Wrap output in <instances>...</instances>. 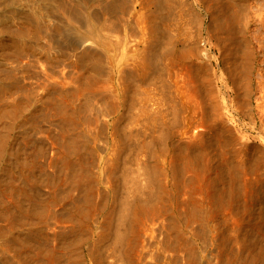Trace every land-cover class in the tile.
I'll list each match as a JSON object with an SVG mask.
<instances>
[{
    "label": "rangeland",
    "instance_id": "1",
    "mask_svg": "<svg viewBox=\"0 0 264 264\" xmlns=\"http://www.w3.org/2000/svg\"><path fill=\"white\" fill-rule=\"evenodd\" d=\"M48 1L0 0V264H223L232 234L249 262L247 234L264 239V208L250 197L264 175V116L243 101V87L242 107L225 108L233 96L222 76L244 66L220 60L202 3L161 0L158 19L146 0ZM254 49L256 88L264 49Z\"/></svg>",
    "mask_w": 264,
    "mask_h": 264
},
{
    "label": "bare ground",
    "instance_id": "2",
    "mask_svg": "<svg viewBox=\"0 0 264 264\" xmlns=\"http://www.w3.org/2000/svg\"><path fill=\"white\" fill-rule=\"evenodd\" d=\"M24 1V0H23ZM43 1V0H42ZM52 1V0H51ZM82 1V0H81ZM126 1V0H125ZM144 1V0H143ZM148 3L150 2V3H155L156 5H157V10L155 11L156 12V14H157V18L159 19V18H163V17H166V15H165V9H164V4L161 2V0H146ZM168 1H170V0H168ZM200 1V3H202V5L204 6V8H205V10H206V13L209 15V19H210V30H215V31H213L212 32V34L210 33L209 34V41L213 44V46L214 47H216L219 51H220V54H221V56H220V60L222 59V61L223 60H226V59H231V61H233L235 64L238 62L237 60L238 59H241V63L243 64V73H240L239 71L237 72V73H235L233 70H227V72L224 74V76H222V77H224V82H225V87H227L228 88V86H229V89H228V93H229V95H230V97L231 96H233V98H230L229 100H225L224 101V106H225V108H227L228 110H231V109H234V110H238L239 109V106H240V104H239V102H238V100H239V98L241 97V95H240V89H242V87L244 88V97H245V99L243 100L244 102H246V101H249L250 102V104H254V106H253V109H256V110H258L259 112H261V115L262 116H264V74H260L259 73V76H258V79H257V86H256V88H255V86H254V82H252V80H251V78H253L252 77V70H253V62H255V55H254V53H255V49L254 48H258V49H260V50H263L264 49V37H262V36H264V34H262V36H261V32H259V30L261 29V30H263V33H264V0H253V4H254V6L256 7V8H253V4H252V1L251 0H199ZM9 2V1H8ZM33 2V1H32ZM48 2H50V0L48 1ZM68 2V1H67ZM66 2V3H67ZM70 2V1H69ZM99 2V1H98ZM118 2V1H117ZM172 1H170V3H171ZM180 2V1H179ZM35 3V2H34ZM77 3V2H76ZM84 3H85V1H84ZM112 3V2H111ZM176 3H177V1H176ZM188 3V2H187ZM48 4H50V3H48ZM47 4V5H48ZM120 4V3H119ZM122 4V3H121ZM178 4V3H177ZM184 4V3H183ZM1 5V4H0ZM4 5H5V3H4ZM7 5H9V4H7ZM45 5V4H44ZM46 5V6H47ZM6 6V5H5ZM10 6V5H9ZM13 6V5H12ZM86 6V5H85ZM112 6V5H111ZM174 6H176V5H174ZM184 6V5H183ZM22 7V6H21ZM33 7H35V6H33ZM48 7H49V5H48ZM53 7V6H52ZM51 6H50V8H52ZM122 7V6H121ZM127 7V6H126ZM25 8V7H24ZM49 8V9H50ZM109 8V7H108ZM175 8V7H174ZM188 8V7H187ZM11 9H13V8H11ZM27 9V8H26ZM53 10H54V8H52ZM120 9V8H119ZM125 9V8H124ZM25 10V9H24ZM23 10V11H24ZM73 10V9H72ZM75 10V9H74ZM79 10V9H78ZM121 10V9H120ZM3 11V10H2ZM52 11V10H51ZM122 11V10H121ZM15 12H16V9H15ZM30 12H32V11H30ZM71 12H73V11H71ZM119 12V11H118ZM178 11H176L175 13H177ZM180 12V11H179ZM179 12H178V14H179ZM193 12V11H192ZM36 13V12H35ZM38 13V12H37ZM46 13V12H45ZM171 13V12H170ZM181 13V15H182V11L180 12ZM20 14V13H19ZM22 14V13H21ZM34 14V13H33ZM32 14V15H33ZM96 14V13H95ZM168 14H169V12H168ZM173 14V13H172ZM185 14V13H184ZM191 14V13H190ZM193 14V13H192ZM192 14H191V16H192ZM30 15H31V13H30ZM194 15V14H193ZM28 16V15H27ZM170 16H173V15H170ZM185 16V15H184ZM194 16H197V19H198V21L201 23V16H200V14L198 13V12H196V14L194 15ZM193 16V17H194ZM30 17V16H29ZM31 17H33V16H31ZM56 17V16H55ZM150 17V16H149ZM175 17V16H174ZM182 17V16H181ZM71 18V17H70ZM171 18H173V17H171ZM19 19V17L17 18V20ZM83 19H85V18H83ZM181 19V18H180ZM189 19V18H188ZM196 19V18H195ZM16 20V21H17ZM34 20V19H33ZM37 20H39V19H37ZM71 20V19H70ZM87 21H88V19H86ZM166 20H168V19H166ZM5 21H6V19H5ZM5 21H3V22H1V20H0V22L1 23H4ZM86 21V22H87ZM169 21V20H168ZM178 21H180V20H178ZM178 21H176V22H178ZM182 21V20H181ZM185 21V20H184ZM190 21V20H189ZM194 21V20H193ZM11 22V21H10ZM37 22V21H36ZM61 22V21H60ZM64 22H66V21H63L62 23H61V25L64 23ZM85 22V21H84ZM85 22V23H86ZM12 23V22H11ZM27 23V22H26ZM50 23V22H49ZM73 23V22H72ZM80 23V22H79ZM85 23H83V24H85ZM92 23V22H91ZM129 23V22H128ZM192 23V22H191ZM6 24V23H5ZM7 24H10V23H8L7 22ZM6 24V26H8ZM15 24V23H14ZM22 24H24V23H22ZM35 24V23H34ZM34 24H33V26H34ZM46 24V23H45ZM193 24V23H192ZM191 24V25H192ZM207 24V23H206ZM11 25V24H10ZM13 25V24H12ZM65 24H63V26H64ZM78 25V24H77ZM81 25V24H80ZM132 25V24H131ZM157 25V24H156ZM163 25V24H162ZM167 25V24H166ZM186 25V24H185ZM188 25H189V23H188ZM5 26V25H4ZM28 27L30 26L29 25V23H28V25H27ZM60 26V25H59ZM58 26V27H59ZM66 26V25H65ZM61 27V28H63L64 29V31L66 30V28L67 29H69L68 27ZM79 26V25H78ZM98 26V25H97ZM160 26V25H159ZM194 26V25H193ZM195 26H196V24H195ZM1 27V26H0ZM12 27V26H11ZM10 27V28H11ZM46 27V26H45ZM70 27V26H69ZM85 27V26H84ZM99 27V26H98ZM131 27V26H130ZM136 27V26H135ZM166 27V26H165ZM9 28V27H8ZM61 28H58V32H59V29L60 30H63V29H61ZM71 28V27H70ZM102 28V27H101ZM173 28H175V27H173ZM172 28V29H173ZM185 28V27H184ZM193 28V27H192ZM29 29V28H28ZM51 29V28H50ZM53 29V28H52ZM75 29V28H74ZM83 29V28H82ZM131 29V28H130ZM178 29V28H177ZM189 29V28H188ZM187 29V30H188ZM196 29V28H195ZM9 30V29H8ZM7 30V31H8ZM37 30V29H36ZM46 30V29H45ZM70 30V29H69ZM69 30H66L67 32L69 31ZM159 30V29H158ZM22 31V30H21ZM35 31V30H34ZM50 31V30H49ZM64 32V33H66V34H70V33H67V32ZM71 31H72V29H71ZM94 31V30H93ZM101 31V30H100ZM170 31V30H169ZM168 31V32H169ZM199 31V30H198ZM257 31L259 32V33H257ZM5 32V31H4ZM13 32H14V30H13ZM19 32V31H18ZM72 32H74V31H72ZM80 32V31H79ZM153 32V31H152ZM151 32V33H152ZM167 32V33H168ZM183 32V31H182ZM197 32V31H196ZM36 33V32H35ZM51 33V32H50ZM57 33V32H56ZM76 34H77V32H75ZM74 33V34H75ZM174 33V32H173ZM199 33V32H198ZM1 34V33H0ZM11 34V33H10ZM34 34V33H33ZM73 33H72V35H74ZM192 34V33H191ZM195 34V33H194ZM197 34V33H196ZM12 35H14V34H12ZM19 35V34H18ZM168 35V34H167ZM193 35V34H192ZM228 35V36H227ZM30 36V35H29ZM35 36H36V34H35ZM40 36V35H39ZM47 36V35H46ZM60 36V35H59ZM77 36H78V34H77ZM166 36V35H165ZM169 36V35H168ZM167 36V37H168ZM172 36H174V34L172 35ZM16 37V36H15ZM38 37V36H37ZM66 37V36H65ZM171 37V36H170ZM199 37H200V35H199ZM24 38V37H23ZM41 38V37H40ZM58 38H60V37H58ZM76 38V37H75ZM77 38H79V37H77ZM184 38V37H183ZM198 38V37H197ZM32 39V38H31ZM37 39V38H36ZM35 39V40H36ZM55 39V38H54ZM97 39V38H96ZM161 39V38H160ZM159 39V40H160ZM175 39V38H174ZM181 39V38H180ZM67 41H69L68 40V38L66 39ZM80 40H82L81 38H80ZM152 40V39H151ZM176 40V39H175ZM199 40V39H198ZM65 41V40H64ZM66 41V42H67ZM79 41V40H78ZM172 41V40H171ZM174 41V40H173ZM229 41H232L231 43H232V45H233V43H234V46H233V48L231 49L230 48V46H228V44L229 45H231V43L229 42ZM63 42V41H62ZM71 42H72V40H71ZM74 42V41H73ZM229 42V43H228ZM165 43V42H164ZM102 44V43H101ZM106 44V43H105ZM105 44H104V46H105ZM168 44V43H167ZM235 44H238V45H240V46H235ZM107 45V44H106ZM242 45V46H241ZM108 46V45H107ZM10 47V46H9ZM96 47V46H95ZM156 47H157V43L155 42V41H153L151 44H150V50H149V57H151L152 55H153V53L155 52V49H156ZM13 48V47H12ZM95 49V48H94ZM159 49V48H158ZM164 49V48H163ZM162 49V50H163ZM204 49V48H203ZM96 50V49H95ZM94 50V51H95ZM145 50V49H144ZM185 50H187V49H185ZM200 50V49H199ZM236 50H239V52H236V54H235V51ZM191 51V50H190ZM203 51V50H202ZM161 52V51H160ZM182 52H183V50H182ZM95 53V52H94ZM147 53V54H148ZM200 53V52H199ZM142 54V53H141ZM191 54V53H190ZM226 54V55H225ZM102 54H100V56H101ZM202 55V54H201ZM159 56V55H158ZM129 57H131V56H129ZM132 57H134V56H132ZM145 57V56H144ZM165 59V58H164ZM99 60V59H98ZM126 60V59H125ZM132 60V59H131ZM230 61V62H231ZM104 62V61H103ZM141 62V61H140ZM159 62V61H158ZM164 62V61H163ZM229 62V63H230ZM210 63V62H209ZM256 63H258V62H256ZM176 64V63H175ZM233 64V63H232ZM138 65V64H137ZM161 65V64H160ZM205 65V64H204ZM236 65H240V63L239 64H236ZM152 66V65H151ZM162 66V65H161ZM207 66V65H206ZM234 66V65H233ZM129 67V66H128ZM139 67V66H138ZM240 67V66H239ZM177 68V67H176ZM179 68V67H178ZM205 69V68H204ZM241 69V68H240ZM124 70V69H123ZM239 70V69H238ZM121 71V70H120ZM178 71V70H177ZM241 71V70H240ZM261 71V70H260ZM262 72V71H261ZM264 72V71H263ZM2 73V72H1ZM127 74V73H126ZM254 74V73H253ZM1 75V74H0ZM9 75V74H8ZM122 75V74H121ZM124 75V74H123ZM223 75V74H222ZM257 75V74H256ZM3 76V75H2ZM177 76V75H176ZM247 76V77H246ZM133 77V76H132ZM131 77V78H132ZM243 77H246V78H248L249 79V82H247L246 84L245 83H243L242 84V82H243V80H242V78ZM1 79H2V77H0ZM7 78H9V77H7ZM122 79V78H121ZM124 79V78H123ZM254 79V78H253ZM177 80V79H176ZM240 81H242L241 83H240ZM3 82V81H2ZM139 82H140V80H139ZM244 82H246L245 81V79H244ZM7 83V82H6ZM177 83V82H176ZM4 84V83H3ZM121 84H123V83H121ZM8 86V85H7ZM136 86H137V84H136ZM11 88V87H10ZM87 88V87H86ZM85 88V89H86ZM133 88V87H132ZM137 88V87H136ZM226 89V88H225ZM2 90V89H1ZM140 90V89H139ZM255 90H257L258 91V93H259V97H256V95H255V98H254V93L256 92ZM7 91V90H6ZM137 91V90H136ZM135 92V91H134ZM243 92V91H242ZM6 93V92H5ZM134 94H136V93H134ZM139 94H140V92H139ZM139 96V95H138ZM133 97V96H132ZM243 97V98H244ZM107 99V98H106ZM139 99V98H138ZM108 100H109V98H108ZM110 100H112V99H110ZM109 100V101H110ZM242 101V99H241V101L240 102H243ZM76 102V101H75ZM117 102V101H116ZM112 103H114V102H112ZM104 104V103H103ZM64 105V104H63ZM108 105V104H107ZM65 106V105H64ZM77 106V105H76ZM83 106V105H82ZM10 107V106H9ZM240 107H242V106H240ZM244 107V106H243ZM251 107V106H250ZM63 108V107H62ZM69 108V107H68ZM67 108V109H68ZM78 107H76V109H77ZM58 109H59V105H58ZM63 110V109H62ZM69 110V109H68ZM150 110V109H149ZM65 111V110H64ZM64 111H62V112H64ZM83 111V110H82ZM81 111V112H82ZM153 111V110H152ZM257 111V112H258ZM84 113V112H83ZM10 114V113H9ZM64 114H66V113H64ZM154 114V113H153ZM12 115V114H11ZM84 115V114H83ZM157 115V114H156ZM158 116V115H157ZM251 117H253V116H251ZM136 119V118H135ZM65 120V119H64ZM69 120V119H68ZM140 120V119H139ZM259 120H261V119H259ZM10 122V121H9ZM141 122V121H140ZM253 122V121H252ZM4 123V122H3ZM10 124V123H9ZM12 124V123H11ZM131 124H133V123H131ZM151 124V123H150ZM262 124H263V122H262ZM134 125V124H133ZM145 125V124H144ZM154 126V125H153ZM262 127V126H261ZM263 128H264V125H263ZM136 133H138V132H136ZM0 134H1V132H0ZM3 134V133H2ZM5 134V133H4ZM125 136V135H124ZM0 137H2V136H0ZM229 137V136H228ZM258 137V136H257ZM3 138V137H2ZM82 141V140H81ZM132 141V140H131ZM69 143V142H68ZM142 143V142H141ZM2 144V143H1ZM82 144V143H81ZM232 145V144H231ZM139 146V145H138ZM3 154V153H2ZM85 155V154H84ZM245 155V154H244ZM13 156V155H12ZM248 157V156H247ZM80 158V157H79ZM71 159V158H70ZM87 159V158H86ZM261 159V158H260ZM20 160V159H19ZM83 160V159H82ZM190 160V159H189ZM257 160H259V159H257ZM68 162V161H67ZM203 163V162H202ZM241 163V162H240ZM125 164V163H124ZM239 164V163H238ZM23 165V164H22ZM144 166V165H143ZM241 166H242V164H241ZM80 167H82V166H80ZM236 168H237V166H235ZM239 167V169H240V166H238ZM158 168V167H157ZM243 168V167H242ZM257 168V167H256ZM130 169V168H129ZM144 169V168H143ZM228 169H230V168H228ZM238 169V168H237ZM238 169V171H240ZM261 169V168H260ZM264 169V168H263ZM231 170V169H230ZM234 171H235V169H233ZM28 171V170H27ZM132 171V170H131ZM151 171H153V170H150V172H149V174L150 173H153V172H151ZM156 171H157V169H156ZM246 171V170H245ZM71 172V171H70ZM88 172V171H87ZM115 172V171H114ZM143 172H144V170H143ZM146 172V171H145ZM159 172V175H160V171H158ZM261 172H262V170H261ZM261 172H260V174L259 175H257V176H255V178H253L252 179V183L254 184V185H257V188H256V192H255V190L253 191L252 190V193L250 194V197L252 198V199H254L256 202L257 201H260V203L263 205V207L262 208H264V175L263 174H261ZM155 173V172H154ZM90 174V173H89ZM233 174V173H232ZM238 173H237V170H236V175H237ZM241 174V173H240ZM239 174V176L241 177V175ZM146 175V174H145ZM158 175V176H159ZM143 176H144V174H143ZM153 176H155V175H153ZM156 177H157V175H156ZM85 179H86V177H84ZM139 178V177H138ZM244 178V177H243ZM51 180V179H50ZM56 180V179H55ZM149 180H150V178H149ZM176 180V179H175ZM59 181V180H58ZM57 181V182H58ZM83 181V180H82ZM94 181V180H93ZM140 181V180H139ZM39 182V181H38ZM49 182V181H48ZM53 182V181H52ZM92 182V181H91ZM142 182V181H141ZM243 182V181H242ZM241 182V183H242ZM93 183V182H92ZM238 183V182H237ZM43 184V183H42ZM41 184V185H42ZM88 184V183H87ZM142 184V183H141ZM47 185V184H46ZM90 185H91V183H90ZM140 185V184H139ZM147 186H149V185H147ZM147 186H145V184H144V187L146 188ZM161 186V185H160ZM233 186V185H232ZM232 186H230V188L228 189V191H229V193H227V191L226 190H223V191H226V193L225 194H220L221 196L223 195L224 197H225V203H226V201H229V199H230V196H229V194H230V192H231V190H232ZM236 186H238L237 184H236ZM235 186V187H236ZM143 187V188H144ZM163 187V186H162ZM228 187V186H227ZM30 188V187H29ZM130 188V187H129ZM155 187H153L152 188V190L154 189ZM233 188H234V186H233ZM238 189H239V187H237ZM5 189V188H4ZM35 189V188H34ZM41 189V188H40ZM61 189H62V187H61ZM97 189H98V187H97ZM133 189V188H132ZM142 189V188H141ZM162 189V188H161ZM235 189V188H234ZM37 190V189H36ZM95 190V189H94ZM129 190H131V189H129ZM135 190V189H134ZM139 190V189H138ZM146 190V189H145ZM147 190H149V192H150V190L151 189H148L147 188ZM146 190V191H147ZM152 190H151V192H152ZM222 190V189H221ZM142 191V193H143V190H141ZM220 191V190H219ZM233 191V190H232ZM239 191V190H238ZM242 191V192H241ZM241 193H243L244 191H243V189H241ZM246 191V190H245ZM137 192V191H136ZM148 192V193H149ZM234 192V191H233ZM236 192H237V190H236ZM236 192L234 193V194H236ZM74 193V192H73ZM101 193V192H100ZM107 193V192H106ZM105 193V194H106ZM125 193V192H124ZM138 193V192H137ZM141 193V192H140ZM139 193V194H140ZM146 193V192H145ZM144 193V194H145ZM147 193V194H148ZM153 193V192H152ZM152 193L149 195L151 198H152V200H153V197L151 196L152 195ZM218 193V192H217ZM222 193V192H221ZM224 193V192H223ZM245 193V192H244ZM77 194V193H76ZM96 194H97V192H96ZM99 194V193H98ZM102 194V193H101ZM131 194V193H130ZM136 194V193H135ZM146 194V195H147ZM239 194V193H238ZM36 195V194H35ZM55 195V194H54ZM100 195V194H99ZM121 195H122V193H121ZM121 195H120V197H121ZM134 195V194H133ZM160 195V194H159ZM218 195V194H217ZM226 195V196H225ZM49 196V195H48ZM56 196V195H55ZM65 196V195H64ZM63 196V197H64ZM78 196V195H77ZM76 196V197H77ZM85 196V195H84ZM88 195H86V197H87ZM103 195H101V197H102ZM136 196H137V194H136ZM229 196V199H226V197H228ZM236 195H234L233 197H235ZM39 197V196H38ZM37 197V198H38ZM57 197V196H56ZM55 197V198H56ZM96 197V196H95ZM104 197V196H103ZM129 197V196H128ZM133 197V196H132ZM148 197V196H147ZM150 197H148L149 199H150ZM80 198V197H79ZM91 198V197H90ZM141 197H139V199H140ZM156 198V197H155ZM217 198H219V197H217ZM43 199V198H42ZM59 199V198H58ZM64 199V198H63ZM93 199V198H92ZM98 199V198H97ZM166 199V198H165ZM33 200V199H32ZM70 200V199H69ZM73 200H75V199H73ZM140 200H144V198L142 199H140ZM139 200V201H140ZM159 200V199H158ZM222 200V199H221ZM70 201H72V200H70ZM78 201V200H77ZM101 201V200H100ZM127 201V200H126ZM131 201V200H130ZM145 201H146V199H145ZM218 201H219V199H218ZM223 201V202H224ZM36 202V201H35ZM52 202V201H51ZM72 202H74V201H72ZM143 202V201H142ZM223 202H221L222 204H223ZM75 203V202H74ZM91 203V202H90ZM223 204L224 205V207H225V209L227 208L228 209V206L226 205V204ZM228 203V202H227ZM27 204V203H26ZM37 204V203H36ZM94 204V203H93ZM101 204V203H100ZM103 204V203H102ZM121 204V203H120ZM141 204V203H140ZM187 204V203H186ZM86 205V204H85ZM127 206V205H126ZM227 206V207H226ZM20 207V206H19ZM189 207V206H188ZM256 207H260L259 205H256ZM21 208H23L24 209V206H21ZM48 208H50V207H48ZM81 208V207H80ZM82 208H84V207H82ZM86 208V207H85ZM102 208V207H101ZM128 208V207H127ZM160 208V207H159ZM20 209V208H19ZM30 210L29 211H31L32 210V208H29ZM38 209V208H37ZM100 209V208H99ZM98 209V210H99ZM103 209V208H102ZM144 209V208H143ZM156 209V208H155ZM194 209V208H193ZM245 209H247L246 211H249L250 210V208L249 207H246ZM12 210V209H11ZM15 210V209H14ZM17 210H18V208H17ZM22 210V209H21ZM49 210V209H48ZM77 210V209H76ZM79 210V209H78ZM77 210V211H78ZM83 210V209H82ZM130 210V209H129ZM161 210V209H160ZM164 210V209H163ZM192 210V209H191ZM262 210H264V209H262ZM23 211L24 210H22V212L21 213H23ZM36 211H38V210H36ZM40 211V210H39ZM124 211V210H123ZM126 211H128L127 209L125 210V212ZM193 211V210H192ZM199 211V210H198ZM251 211H252V209H251ZM260 211V210H259ZM14 212V211H13ZM12 212V214H10V215H14L15 214V212H16V210H15V212L13 213ZM26 212V211H25ZM34 212V211H33ZM44 212H46V211H44ZM49 212V211H48ZM67 212V211H66ZM69 212V211H68ZM129 212V211H128ZM127 212V213H128ZM154 212V211H153ZM162 212V211H161ZM225 212H227L226 210H224V214H225ZM6 213V212H5ZM17 214H18V212H16ZM30 213V212H29ZM28 213V214H29ZM31 213H32V211H31ZM50 213V212H49ZM122 213H124V212H122ZM130 213V212H129ZM128 213V214H129ZM166 213V212H165ZM188 213V212H187ZM191 213V212H190ZM196 213V212H195ZM260 213H261V211H260ZM63 214V213H62ZM80 214V213H79ZM98 214V213H97ZM128 214H126V216L128 215ZM138 214V213H137ZM194 214V213H193ZM198 214V213H197ZM204 214V213H203ZM202 214V215H203ZM19 215V214H18ZM23 215V214H22ZM31 215H33V218H34V216H35V218L38 216H36V213L35 214H31ZM52 215V214H51ZM55 215V214H54ZM57 215V214H56ZM86 215H88V214H86ZM130 215H131V213H130ZM149 215H151V214H149ZM165 215V214H164ZM164 215H162V216H164ZM199 215H201V214H199ZM198 215V216H199ZM202 215H201V217H202ZM26 216V215H25ZM25 216H22L23 218L25 217ZM70 216V215H69ZM123 216H124V214H123ZM132 216H134V215H132ZM153 216V215H152ZM18 217V216H17ZM27 217V216H26ZM25 217V218H26ZM53 217V216H52ZM125 217V216H124ZM123 217V218H124ZM128 217V216H127ZM127 217H125V219H123V221H125L126 220V218ZM161 217V216H160ZM20 218V217H19ZM28 218H31V217H28ZM50 218V217H49ZM121 218V217H120ZM16 218L13 216V220H11V222L12 221H14ZM91 219V218H90ZM156 219V218H155ZM202 219V218H201ZM204 219V218H203ZM226 219H227V217H226ZM26 221H27V218L25 219ZM73 220V219H72ZM10 221V220H9ZM51 221V220H50ZM91 221V220H90ZM97 221V220H96ZM95 221V222H96ZM122 221V222H123ZM228 221V220H227ZM16 222V221H15ZM76 222V221H75ZM202 222V221H201ZM223 222H224V220H223ZM222 222V223H223ZM23 223V222H22ZM25 223H27V222H25ZM35 223V222H34ZM48 223V222H47ZM128 223V222H127ZM225 223H226V221H225ZM12 224V223H11ZM32 224V223H31ZM73 224V223H72ZM105 224V223H104ZM124 224H126V221H125V223ZM19 225V224H18ZM17 225V226H18ZM26 225V224H25ZM123 225V224H122ZM198 225V224H197ZM19 226H21V225H19ZM104 226V225H103ZM116 226V225H115ZM124 226V225H123ZM238 226V225H237ZM119 227H121V226H119ZM2 228V227H1ZM13 228H14V226H13ZM101 228V227H100ZM114 229V228H113ZM118 229V228H117ZM204 229V228H203ZM227 230L226 228H223V230ZM238 229H239V227H238ZM246 229V228H245ZM36 230V229H35ZM224 230V231H225ZM241 230V229H240ZM37 231V230H36ZM66 231V230H65ZM117 231V230H116ZM121 231V230H120ZM229 231V230H228ZM235 231V230H234ZM236 231L238 232L239 230H237L236 229ZM258 231V230H257ZM33 232V231H32ZM62 232H64V230L62 231ZM83 232V231H82ZM124 232H125V230H124ZM227 232V231H226ZM250 231H248V233H249ZM259 232V231H258ZM29 233V232H28ZM67 233V232H66ZM65 233V234H66ZM77 233V232H76ZM121 233V232H120ZM30 234V233H29ZM31 234H33V233H31ZM30 234V235H31ZM73 234V233H72ZM245 234V233H244ZM263 235H264V231H263V233H262ZM36 235V234H35ZM39 235V234H38ZM74 235H75V232H74ZM121 235V234H120ZM166 235V234H165ZM229 235H230V233H229ZM248 235V236H247ZM246 236L249 238V249L248 250H251L253 253L251 254L252 255V257L250 256V254L249 255H247L248 256V258L249 257H251L250 258V260H249V262H248V259L246 258H244L245 256L243 255L244 253H243V251L241 250V248H239L238 247V245H239V242L240 241H238L237 239H238V236H236V235H233L232 234V237L233 236H235L234 238H229L228 236H226L225 237V240H224V248H223V251H222V253L221 254H223L222 256V258L223 259H221L220 261H222L223 260V264H264V239H259V234L257 235L256 234V232L254 233V234H252V233H250V234H247ZM18 236H19V234H18ZM34 236V235H33ZM37 236V235H36ZM35 236V237H36ZM66 236H68V234L66 235ZM65 236V237H66ZM70 236V235H69ZM69 236H68V238H69ZM110 236V235H109ZM29 236H27V238H28ZM64 236H63V238H65ZM166 237V236H165ZM231 237V236H230ZM242 237V236H241ZM14 238H17V237H14ZM20 238V237H19ZM18 238V239H19ZM29 238H31V236L29 237ZM47 238V237H46ZM77 238V237H76ZM81 238V237H80ZM85 238V237H84ZM117 238V237H116ZM243 238V237H242ZM246 238V237H245ZM8 239V238H7ZM70 239V238H69ZM69 239H66V240H68V241H70ZM87 239V238H86ZM118 239V238H117ZM235 239V240H234ZM1 240V239H0ZM5 240V239H4ZM35 240V239H34ZM63 240V239H62ZM176 240V239H175ZM232 240H234V242H233V244L230 242V241H232ZM9 241V240H8ZM8 241H6V242H8ZM11 241V240H10ZM18 241V240H17ZM74 241V243L76 242L75 240H73ZM179 241V240H178ZM242 241V240H241ZM2 242V241H1ZM12 242V241H11ZM67 242V241H66ZM110 242V241H109ZM118 242V241H117ZM121 242V241H120ZM245 242V244L246 243H248L247 242V238H246V241H244ZM9 243V242H8ZM15 243V242H14ZM68 243H70V242H68ZM6 244V243H5ZM10 244V243H9ZM8 244V245H9ZM17 244H18V242H17ZM19 244H20V242H19ZM67 244V243H66ZM119 244H121V243H119ZM71 245V244H70ZM110 245V244H109ZM112 245V244H111ZM152 245V244H151ZM241 245V244H240ZM4 246V245H3ZM10 246V245H9ZM13 246V245H12ZM23 246V245H22ZM59 246V245H58ZM67 246V245H66ZM65 246V247H66ZM107 246H108V244H107ZM140 246H141V244H140ZM247 246V245H246ZM246 246L244 247L245 249H246ZM40 247V246H39ZM38 247V248H39ZM47 247V246H46ZM117 247V246H116ZM248 247V246H247ZM13 248H16V247H13ZM26 248V247H25ZM113 248V247H112ZM136 248V247H135ZM197 248V247H196ZM244 248H242L243 250H244ZM251 248V249H250ZM5 249H7L6 247H5ZM19 249V248H18ZM20 249H21V247H20ZM45 249V248H44ZM115 249V248H114ZM10 250V249H9ZM16 250H17V248H16ZM22 250V249H21ZM21 250H19V251H21ZM35 251H36V249H34ZM67 250H68V248H67ZM118 250H119V248H118ZM138 250V249H137ZM196 250V249H195ZM247 250V249H246ZM245 250V251H246ZM23 251H24V246H23ZM22 251V252H23ZM26 251V250H25ZM30 251V250H29ZM62 251V250H61ZM69 251V250H68ZM77 251V250H76ZM96 251V250H95ZM113 251H115V250H113ZM190 251V250H189ZM242 251V252H241ZM244 251V252H245ZM2 252V251H1ZM0 252V255H2V254H4V253H6V252H2L1 253ZM18 252V251H17ZM16 252V253H17ZM27 252V251H26ZM72 252V251H71ZM71 252H70V254H71ZM120 252V251H119ZM135 252H137V251H135ZM139 252V251H138ZM151 252V251H150ZM150 252H148L149 254H150ZM248 253H249V251H247ZM23 253H25V252H23ZM35 253V252H34ZM37 253V252H36ZM50 255H51V253L52 252H48ZM66 253H67V251H66ZM18 254H20V252L18 253ZM28 254H29V252H28ZM61 254H62V252H61ZM68 254V253H67ZM79 254V253H78ZM78 254H76V255H78ZM121 254V253H120ZM133 254V253H132ZM153 254V253H152ZM194 254V253H193ZM247 254V253H246ZM245 254V255H246ZM5 255H7V253L5 254ZM4 255V258L3 259H5L6 258V256ZM17 255V254H16ZM24 255V254H23ZM37 255V254H36ZM39 255H41V254H39ZM38 255V256H39ZM53 255H55V257L57 256L56 255V253L55 254H53ZM94 255V254H93ZM136 255V254H135ZM144 255V254H143ZM151 255V254H150ZM154 255H156V254H154ZM13 256V255H12ZM17 256H19V255H17ZM41 256H43L44 257V253H43V255H41ZM60 256V255H59ZM67 256V255H66ZM68 256H69V254H68ZM195 256V255H194ZM2 257H3V255H2ZM7 257H9V255L7 256ZM16 256H14V258H15ZM54 257V260L56 259L57 260V258H55ZM64 258H66L65 257V255L63 256ZM76 256H74V259H76V258H78L79 256H77L76 258H75ZM122 257V256H121ZM13 258V259H14ZM64 258H62V259H64ZM70 258H72L71 257V255H70ZM0 259H2V258H0ZM7 259V258H6ZM9 259V258H8ZM24 259V258H23ZM22 259V260H23ZM49 259V258H48ZM59 259V258H58ZM67 259H68V257H67ZM73 259V260H74ZM116 259V258H115ZM72 260V261H73ZM126 260V259H125ZM4 260H2V262H3ZM12 261V260H11ZM11 261H9L10 262V264H11ZM13 261H15V260H13ZM24 261V260H23ZM28 261V260H27ZM37 261H39V260H37ZM48 261V260H47ZM63 261H65V259L63 260ZM124 261V260H123ZM134 261V260H133ZM174 261V260H173ZM5 262V261H4ZM7 262V261H6ZM3 263V264H8V263ZM42 262V261H41ZM68 262H71V261H69V259H68ZM130 262V261H129ZM141 262V261H140ZM246 262H248V263H246ZM15 264L17 263V262H14ZM24 263V262H23ZM56 263V262H55ZM58 263V262H57ZM56 263V264H57ZM72 263V262H71ZM70 263V264H71ZM118 263V262H117ZM116 263V264H117ZM24 264H27V262L26 263H24ZM37 264V263H36ZM41 264H43V263H41ZM47 264V263H46ZM63 264H64V262H63ZM73 264V263H72ZM122 264V263H121ZM127 264V263H126ZM194 264V263H193ZM221 264H222V262H221Z\"/></svg>",
    "mask_w": 264,
    "mask_h": 264
}]
</instances>
